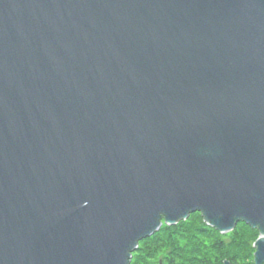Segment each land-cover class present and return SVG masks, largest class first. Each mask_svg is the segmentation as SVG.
I'll return each mask as SVG.
<instances>
[{
	"label": "water",
	"instance_id": "obj_1",
	"mask_svg": "<svg viewBox=\"0 0 264 264\" xmlns=\"http://www.w3.org/2000/svg\"><path fill=\"white\" fill-rule=\"evenodd\" d=\"M196 211L264 264V0H0V264H129Z\"/></svg>",
	"mask_w": 264,
	"mask_h": 264
},
{
	"label": "rangeland",
	"instance_id": "obj_2",
	"mask_svg": "<svg viewBox=\"0 0 264 264\" xmlns=\"http://www.w3.org/2000/svg\"><path fill=\"white\" fill-rule=\"evenodd\" d=\"M167 225L162 220L155 234L138 242L129 264H223L224 259L230 264H255L254 241L259 231L244 222L221 233L196 211L161 230L159 236Z\"/></svg>",
	"mask_w": 264,
	"mask_h": 264
},
{
	"label": "trees",
	"instance_id": "obj_3",
	"mask_svg": "<svg viewBox=\"0 0 264 264\" xmlns=\"http://www.w3.org/2000/svg\"><path fill=\"white\" fill-rule=\"evenodd\" d=\"M169 227H170V226L167 225V226L163 227L162 229H160V230H159V236H160V232H161V230H164V229L169 228ZM153 234H155V232H154ZM152 236H153V235H152ZM158 238H159V237H158Z\"/></svg>",
	"mask_w": 264,
	"mask_h": 264
},
{
	"label": "flooded vegetation",
	"instance_id": "obj_4",
	"mask_svg": "<svg viewBox=\"0 0 264 264\" xmlns=\"http://www.w3.org/2000/svg\"><path fill=\"white\" fill-rule=\"evenodd\" d=\"M158 264H161L160 262Z\"/></svg>",
	"mask_w": 264,
	"mask_h": 264
}]
</instances>
